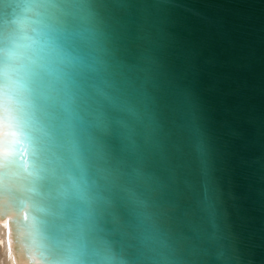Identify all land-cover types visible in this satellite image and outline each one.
Wrapping results in <instances>:
<instances>
[{"label":"snow or ice","instance_id":"1","mask_svg":"<svg viewBox=\"0 0 264 264\" xmlns=\"http://www.w3.org/2000/svg\"><path fill=\"white\" fill-rule=\"evenodd\" d=\"M142 7L0 0V134L23 130L31 157L24 177L4 164L0 197L31 205L47 244L35 264H192L201 213L215 219L207 151L196 167L181 147L169 50Z\"/></svg>","mask_w":264,"mask_h":264},{"label":"water","instance_id":"2","mask_svg":"<svg viewBox=\"0 0 264 264\" xmlns=\"http://www.w3.org/2000/svg\"><path fill=\"white\" fill-rule=\"evenodd\" d=\"M134 2L145 6L139 15L147 35L169 50L167 102L181 147L198 167L203 142L216 189L215 219L201 213L206 238L189 259L264 264V0ZM0 135V171L11 163L13 179L26 176L27 134L13 127ZM33 215L27 200L0 197V219L8 221L20 264L47 255Z\"/></svg>","mask_w":264,"mask_h":264},{"label":"bare ground","instance_id":"3","mask_svg":"<svg viewBox=\"0 0 264 264\" xmlns=\"http://www.w3.org/2000/svg\"><path fill=\"white\" fill-rule=\"evenodd\" d=\"M9 229L8 221L0 219V264H20Z\"/></svg>","mask_w":264,"mask_h":264}]
</instances>
